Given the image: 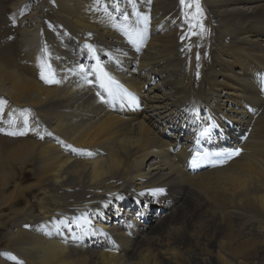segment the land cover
I'll list each match as a JSON object with an SVG mask.
<instances>
[{
	"label": "bare ground",
	"instance_id": "obj_1",
	"mask_svg": "<svg viewBox=\"0 0 264 264\" xmlns=\"http://www.w3.org/2000/svg\"><path fill=\"white\" fill-rule=\"evenodd\" d=\"M47 3L66 27L90 31L95 57L59 70L49 89L0 70V93L33 122L31 139L0 145L1 187L16 165L26 179L29 163L20 181L29 184L0 193V227L14 230L1 243L17 263L264 264L250 257H264V0H200L202 34L180 0ZM100 3L118 21L90 19L105 14ZM136 17H147L144 40ZM55 34L44 26L54 66L67 59ZM90 59L101 89L130 92L136 106L123 116L96 93ZM235 149L232 159L212 155ZM193 153L203 156L188 167Z\"/></svg>",
	"mask_w": 264,
	"mask_h": 264
},
{
	"label": "rangeland",
	"instance_id": "obj_2",
	"mask_svg": "<svg viewBox=\"0 0 264 264\" xmlns=\"http://www.w3.org/2000/svg\"><path fill=\"white\" fill-rule=\"evenodd\" d=\"M22 1H25V0H0V54L3 53V56H0V64H1L0 70H2V72L4 70L6 71L8 70L9 75L11 77L15 76V78L19 80H24L27 83H30V82L34 83L37 89H40V90L49 89L51 87V83H46L44 79H41L42 71L46 77L49 75L48 70H47V65L50 64L55 74L58 75L60 74V72H58L59 70L63 72L66 71L67 69L74 70V69H71L70 67L71 63H73L72 65L74 66L80 67L84 63V60L86 59V57L93 58V56H91L88 50L84 47V45L87 42H91L90 40L91 38L89 35L90 31L86 30L85 34H82L78 30L74 31V29L70 27H66L64 23L62 22L61 18L55 16L54 13L50 12V10H52L53 7L51 6V4L47 3V0H27L26 4L29 6H27L26 4H21ZM105 1L106 0H103V2ZM46 4L48 5L47 7H46ZM49 6H51V8ZM102 7L104 6H102L100 3L99 8L101 9ZM103 9H104L105 14L96 13L95 15H91L90 19L96 18L97 15L98 16L103 15V16L110 18L112 21L117 20V18H112L114 17V14H112L110 10L108 11L105 7ZM126 9H127V5H125V8L123 9V11H125ZM103 16H101V18H103ZM86 17H89V15L86 14ZM128 19H130V16L128 17ZM139 19L141 18L136 17L134 24L139 22ZM67 23L69 24V22ZM44 26L52 30L54 33H57V35L55 34L56 40L59 41V44L61 45V50L63 51L61 54L58 55V57H62L63 55H66L67 57V59H64V61L62 59L61 61H59L58 64L56 63L57 65L55 66L51 58L49 57L48 52L46 55L44 51L45 49H47V46L44 44ZM58 27L60 28V30H58ZM135 27H136L134 31L135 39L137 40L138 38L141 39L142 36L145 34L146 25L144 21H142L139 24H136ZM137 32L141 33V35L137 36L136 35ZM188 34H190V32ZM142 40L144 39L142 38ZM97 50H96V57L98 61H100L104 58V56H102L100 49H97ZM4 51L8 56L4 54ZM31 55H34L33 56L34 60L28 59V56H31ZM79 57H81L80 60H77V58ZM205 60L206 59L204 58V62ZM211 62H212L211 64H213L214 61H211ZM41 64L45 65L44 69L41 68L40 66ZM203 64L204 63L199 62L198 64H196V66H194V68H199V66L201 65L203 66ZM248 64L251 65V63H248ZM96 65L97 63L94 59H90L88 61L89 69H93L94 71L96 68ZM111 66H114V64ZM59 67H65V68H59ZM228 68L233 69V70H239L241 69V66L239 64H234V65H231L230 67H223V70H227ZM209 69L210 68H207L206 72H209ZM12 70L15 73H13ZM6 71H4V73ZM77 71H78L77 75L87 74V72H85L86 69L84 72L81 70L79 71L78 69ZM97 71L99 72L100 69H98ZM97 71L95 70L94 76L90 75V77H92L93 79L92 78L91 79L95 81L96 93L103 100L108 102V105L113 106V107L117 106L118 111L113 112L112 113L113 116L115 115L116 116L119 115L118 117L123 116L120 113V110L123 109L121 107H124L127 105L136 106L135 101L131 97L126 96V95H129L130 93L126 89L125 90L120 89L122 90L120 91L114 86V84L112 85L109 84L111 85L109 89L106 82L104 81H103L104 82L103 89H101L100 83H101V80H103V76L100 74V77H99L97 74ZM4 73L1 74V71H0V77H1L0 79L2 80L4 79ZM57 75H55V79ZM5 82L6 80L4 79L2 85L5 84L7 86ZM199 83H200V80L197 79L196 84L194 85L197 86V84ZM3 91H4V88H3ZM106 91H107V95L105 93ZM2 93H0V129H3V131H0V136L3 137L4 139L2 140L0 145L1 147H9L12 145L15 146L17 139H21V140L31 139L29 135L27 134L26 130L33 127L32 126L33 122L31 118L27 117L29 115L28 112L24 111V109L20 105L19 107L14 106V104H12L9 100H7V98H5V96H3ZM110 98H111V102L109 101ZM42 100L44 101V95H42ZM12 115H15V116L12 117ZM25 118L27 119V125H25L24 123ZM16 120H19L18 124L16 123L17 122ZM21 120H23V122ZM19 124L24 126V129L20 128ZM39 125L40 126L38 128V131L39 133H42L43 126H41L42 124H39ZM254 129H252V131L255 133L256 128ZM10 132H24L25 134L24 135H8L7 133H10ZM256 135L258 136L261 142L264 141V134L259 135L256 132ZM252 139L253 138L250 136V138L247 140L256 141V139L254 140ZM230 141L232 142V140ZM19 169H20L19 166L16 165V167H14V169L11 170L10 174L8 175V178H10V180L8 179L9 184H7V186H4L5 188L0 186V193L3 191L9 194L11 191H13V188H14L13 185L16 186L15 183L19 184V182L20 181L22 182V180L27 181L26 179L29 178V172L27 171L29 169V163L26 162L21 169L26 179H22V180L19 179L21 178V176L23 177V174L19 175V171H20ZM27 183L29 184V182H25V183H21V185H24V184L26 185ZM15 191H14V196H15ZM181 222L182 220L181 221L179 220L178 224ZM154 223L155 222H152V225H154ZM154 227H157V225H154ZM13 231L14 230L10 223L7 225L5 224V227L4 226L2 228L0 227V263L2 264H18L16 259L13 260L9 258V257L16 258L15 252L12 251V249L6 247L5 245L6 243H1V238L5 234L7 236H11ZM260 243L258 242L255 244V249L261 246ZM254 255L257 257V261H261V260L264 261V257H261L260 254L256 253L255 251L252 253L250 257H253Z\"/></svg>",
	"mask_w": 264,
	"mask_h": 264
},
{
	"label": "snow or ice",
	"instance_id": "obj_3",
	"mask_svg": "<svg viewBox=\"0 0 264 264\" xmlns=\"http://www.w3.org/2000/svg\"><path fill=\"white\" fill-rule=\"evenodd\" d=\"M131 2V0H130ZM180 3L183 7L185 8H190L193 9V13L189 16V23L191 25V27L195 28L197 26H199L200 28V33L202 34L204 29H203V25L202 23H200L199 21V17L202 15V9L200 7V0H180ZM125 20L128 19L127 16H125L124 18ZM143 21L146 25L147 23V17L143 18ZM195 34V33H194ZM137 36L141 35V33L137 32L136 33ZM131 42V41H130ZM84 47L88 50L89 54L93 57H95V49L92 47V45L90 44H85ZM45 54L47 55V49L44 50ZM198 58V57H197ZM41 68L43 69L45 67V65L41 64L40 65ZM47 70L49 75L46 77L42 71L41 73V79H44L46 83H58L57 80H55V73L54 70L51 68V65H47ZM81 71H83V68H81ZM107 75V74H105ZM109 81L111 83H117L113 80H111V78L109 77ZM25 125H27V119L25 118L24 120ZM0 131H3V129H0ZM8 135H24V132H10L7 133ZM240 150L239 149H235V150H228V151H222V152H216V153H212V155L216 156V157H222V158H226V159H232L234 156L239 155ZM86 155L91 156L92 153L88 152L86 153ZM196 157H198L200 155V153H195L194 154ZM205 155H208L207 153H205ZM195 162V161H194ZM221 162H224L223 159L221 160ZM155 192H162L163 189H156L154 190ZM10 259L15 260V257H9Z\"/></svg>",
	"mask_w": 264,
	"mask_h": 264
}]
</instances>
